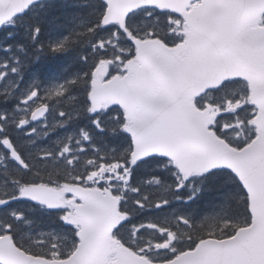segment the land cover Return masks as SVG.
Listing matches in <instances>:
<instances>
[{"label":"snow or ice","instance_id":"obj_1","mask_svg":"<svg viewBox=\"0 0 264 264\" xmlns=\"http://www.w3.org/2000/svg\"><path fill=\"white\" fill-rule=\"evenodd\" d=\"M0 264H264V0H0Z\"/></svg>","mask_w":264,"mask_h":264}]
</instances>
